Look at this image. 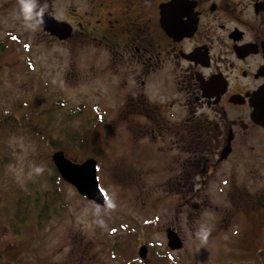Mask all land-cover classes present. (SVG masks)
Returning <instances> with one entry per match:
<instances>
[{
  "label": "flooded vegetation",
  "instance_id": "af4514ba",
  "mask_svg": "<svg viewBox=\"0 0 264 264\" xmlns=\"http://www.w3.org/2000/svg\"><path fill=\"white\" fill-rule=\"evenodd\" d=\"M60 2L39 0L61 28L52 34L39 25L38 34L68 51L78 82L105 80L115 102L92 114L87 129L102 118L109 179L119 167L117 180L141 188L135 206L168 214L165 262L185 253L192 220L216 215L233 245L222 257L264 264V0ZM153 226H126L136 237L127 242L129 261L158 264L141 238ZM171 234L179 248L170 247Z\"/></svg>",
  "mask_w": 264,
  "mask_h": 264
},
{
  "label": "rangeland",
  "instance_id": "374dc122",
  "mask_svg": "<svg viewBox=\"0 0 264 264\" xmlns=\"http://www.w3.org/2000/svg\"><path fill=\"white\" fill-rule=\"evenodd\" d=\"M56 1L61 4L60 0H52V3L55 5ZM18 13L19 0H0V109L12 110L17 116L24 112H28V116L37 114L42 123L40 126L47 125L51 136L59 140V147L55 148L40 136L22 130L13 131L2 140L1 257L8 259L10 264H142L135 259L129 261L127 242L136 237L134 233H125L126 226L151 219L156 222L158 230L153 226V230L141 238L150 242L158 259L164 262L162 240L165 239L161 226L164 215L168 214L162 206L157 207L159 216L155 215L158 214L156 210L145 206H138V209L133 200L141 188L117 180L116 176L123 171L119 167L112 168L109 179V169L103 162L109 149L105 144L107 136L102 131V118L92 129H87L92 114L99 110L100 114L104 113L109 104L115 102L107 91L105 80L78 82L68 51L64 47L46 44L38 34L39 25L35 23L33 30L25 28L23 19L16 18ZM78 69L83 70L81 66ZM68 133L73 134L77 142L70 141ZM108 137L112 139V136ZM56 149L63 150L66 157L74 161L93 157L98 160L96 178L116 207L111 209L106 204L97 207L59 176L61 181L57 190L60 199L48 216L40 226L29 218L19 233L14 234L1 209L11 207L20 196L33 197L35 193L53 187L51 177L56 175L51 154ZM36 168L43 171L37 173ZM97 220L103 221V225L96 223ZM216 223V215L192 220L182 235L185 253L173 252L169 259L173 261L171 264H234L229 258L222 257V252L229 251L233 245L231 240L224 239L225 235L218 233ZM201 226L211 228L205 246H201L196 235ZM120 236L123 241L116 238ZM144 261L143 264H155V260Z\"/></svg>",
  "mask_w": 264,
  "mask_h": 264
},
{
  "label": "trees",
  "instance_id": "16d2710c",
  "mask_svg": "<svg viewBox=\"0 0 264 264\" xmlns=\"http://www.w3.org/2000/svg\"><path fill=\"white\" fill-rule=\"evenodd\" d=\"M74 115H76V113ZM90 121L89 118V122ZM41 124V120L37 114H31L28 116V112H24L20 116H17L12 110L0 109V149L2 140L9 133L17 130L40 136L49 142L51 146L58 148L59 140L51 136L47 125L44 127L40 126ZM82 130H85V127H82ZM67 135L68 139H72L70 141L76 140L77 142V138H75L73 134L68 133ZM54 173L56 176H53V178L51 177L53 180V187L51 189L45 190L42 193H35L33 197L29 195L20 196L18 199H15L11 207L6 206L1 209V214L4 217L7 226L14 234H18L23 224H25V222L31 217L33 218V222H35L37 226H40L41 221L48 216L52 206L59 201L60 192L57 189L61 178L55 169ZM157 263L170 264L165 261L161 262L160 260H158ZM0 264H10V261L8 259H3L0 255Z\"/></svg>",
  "mask_w": 264,
  "mask_h": 264
},
{
  "label": "water",
  "instance_id": "95a60500",
  "mask_svg": "<svg viewBox=\"0 0 264 264\" xmlns=\"http://www.w3.org/2000/svg\"><path fill=\"white\" fill-rule=\"evenodd\" d=\"M36 24L41 25L44 29L52 34H58L60 24L53 16L43 14V22ZM264 91L262 92V95ZM261 119L264 121V111ZM51 161L58 174L65 182L71 184L76 191L85 199L92 200L97 206L104 204V193L99 188V182L96 175V160L94 158H86L81 162L73 161L66 157L63 150H55L51 154ZM169 245L171 248L180 247L177 238L169 236ZM145 247L141 246L139 255L144 256Z\"/></svg>",
  "mask_w": 264,
  "mask_h": 264
},
{
  "label": "clouds",
  "instance_id": "9594fccd",
  "mask_svg": "<svg viewBox=\"0 0 264 264\" xmlns=\"http://www.w3.org/2000/svg\"><path fill=\"white\" fill-rule=\"evenodd\" d=\"M43 14L44 10L38 7L37 0H19V13L16 18L23 19L25 28L33 30L35 27V23L43 22ZM42 171V168H36L37 173H40ZM106 207L114 209L116 205L114 202L109 201L106 204ZM96 223L103 225L104 222L97 220ZM210 233L211 228L209 226H201L199 231L196 233L201 246L207 245Z\"/></svg>",
  "mask_w": 264,
  "mask_h": 264
}]
</instances>
